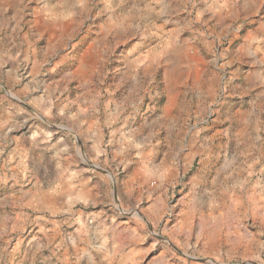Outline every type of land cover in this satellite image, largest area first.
Instances as JSON below:
<instances>
[{
    "label": "rangeland",
    "instance_id": "374dc122",
    "mask_svg": "<svg viewBox=\"0 0 264 264\" xmlns=\"http://www.w3.org/2000/svg\"><path fill=\"white\" fill-rule=\"evenodd\" d=\"M7 123L0 264H264V0H0Z\"/></svg>",
    "mask_w": 264,
    "mask_h": 264
},
{
    "label": "crops",
    "instance_id": "0c3cea01",
    "mask_svg": "<svg viewBox=\"0 0 264 264\" xmlns=\"http://www.w3.org/2000/svg\"><path fill=\"white\" fill-rule=\"evenodd\" d=\"M15 128V126L13 127V128H9L8 127V123L5 125V127H4V130H1L0 131V140H2V139H4V138H6V137H8L9 135H11V134H13L15 131H16V129H14ZM10 142H12V140L10 139ZM30 144L28 143L27 144V146H29ZM27 146L25 145V147H24V143H22V142H20L19 144H18V147L19 148H16L15 150L17 151V154H15L14 155V158H12L11 159V162H9V164L8 165H10V166H19V165H23V161H24V159H23V155H24V152H25V149L24 148H27ZM22 152V153H21ZM20 153V154H19ZM30 156H31V154H29V156H28V158L30 159ZM29 161V160H28ZM52 161V160H51ZM50 161V162H51ZM60 163H62V162H60Z\"/></svg>",
    "mask_w": 264,
    "mask_h": 264
}]
</instances>
